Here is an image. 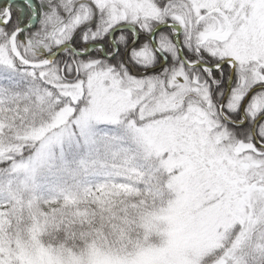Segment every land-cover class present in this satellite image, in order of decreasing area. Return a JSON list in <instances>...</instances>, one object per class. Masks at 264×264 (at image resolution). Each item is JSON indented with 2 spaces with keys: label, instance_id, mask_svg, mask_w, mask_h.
<instances>
[{
  "label": "snow or ice",
  "instance_id": "1",
  "mask_svg": "<svg viewBox=\"0 0 264 264\" xmlns=\"http://www.w3.org/2000/svg\"><path fill=\"white\" fill-rule=\"evenodd\" d=\"M0 264H264V0H0Z\"/></svg>",
  "mask_w": 264,
  "mask_h": 264
}]
</instances>
